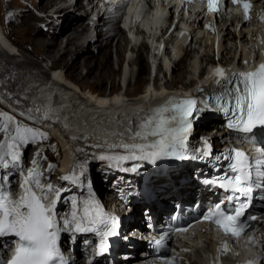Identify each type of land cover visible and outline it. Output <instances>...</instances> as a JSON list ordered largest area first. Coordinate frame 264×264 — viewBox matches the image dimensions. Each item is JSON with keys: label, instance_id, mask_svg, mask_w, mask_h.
I'll list each match as a JSON object with an SVG mask.
<instances>
[{"label": "bare ground", "instance_id": "obj_1", "mask_svg": "<svg viewBox=\"0 0 264 264\" xmlns=\"http://www.w3.org/2000/svg\"><path fill=\"white\" fill-rule=\"evenodd\" d=\"M24 1L26 3L27 1L31 3L35 9L37 8L43 10L46 16L44 18L43 17L41 18L35 15L33 8L31 10L29 5H26L24 3H19L16 0H0V25L2 26L3 34L14 46H18L24 52H28L35 57L37 56L38 58L25 56L26 60L24 62H11L1 51L0 76L5 71L3 68H1L2 64L3 66L8 65L14 68L22 67V65H26L25 72L23 73H20L18 71L15 72V74L18 75L16 78L11 76L12 74L10 73V70L7 67L8 71H5L3 73V77L5 78V80L8 81L9 86L5 88L6 90H4V94L8 98L10 97L13 98L12 100L14 103L13 105L22 108L21 110L24 113L25 117L19 116L18 123L23 127L32 128L36 132L44 133L45 137H48L49 133L41 128L42 118L40 117V115L35 114L34 113L35 111L33 112V110L31 111L30 107H27L28 105L21 106L24 104L17 97L20 95L21 91L25 90L26 88H27L26 93H32L30 94V96L35 98V100L41 102L42 101L45 102L48 98H50L49 95H52L55 90H59L61 92V95L66 96L67 100L64 105L65 106L67 105V110H69V113L73 117L63 118L61 116L59 117L56 115L55 117L60 118V121H63L68 127H70L72 135L74 136L80 135V138L78 139L80 142V141H84L89 136L88 133L91 132L92 129L95 131V129L99 130L100 128H103V130L105 129V131L109 134L117 133L123 128L126 129L127 126L125 127L124 125H122V123H120L122 119L121 121L117 122L114 120V118H111L112 117L111 115L110 116L108 115L112 111L117 112L119 109H121L122 107L121 105L124 103V101H126V99L128 100L130 97L134 98L135 96H139L133 100L134 101L133 103L136 102L139 104L150 102L151 100H156V99H159L164 102H168L171 98H180L179 92L189 90L194 80H196V83H198L197 78L192 77V79L188 81V84L186 85V83H183V85L186 86H183L181 88H175L173 90L174 88L173 86L176 85L178 81L186 80L187 76L191 73L192 70L190 69V66H192L193 68L191 62L194 61L195 58L194 53L199 52V50H201L202 45L205 46V50H206V54H205L206 56L204 58L202 57V61L206 60L207 66L211 64H216L218 62L222 63L223 65H228L231 60L227 57V54L231 53V49L227 47V44L225 45V42L227 41L229 42L231 40L234 41V45L236 47L235 49H237L238 40L240 42L249 40L246 33L248 31L250 32V29L246 27L244 29L242 27V30L240 32L236 30V27H233V29L232 28L227 29L226 34L222 36L224 37L223 38L224 40L222 39L219 40L216 45H215V39L210 36L204 37V40L200 41L201 42L200 47L193 46L192 43H187L186 39H183L180 43V47L178 48V55L181 54V57L179 59H175L174 61H169L167 63L168 66L167 68H164L162 65L159 66V71L157 76L158 78L157 81L154 82L155 90H152L151 88H148V83L150 81L149 76H151L152 74V66L149 61V47L146 41H143L140 45L137 44L130 45L131 40L127 36L126 31L120 29L118 35L114 38V40H112L109 43H104L100 45L101 43L100 37L102 36V28H101L102 19H99L96 24L97 40L94 41L91 38H88L87 35L88 26L87 24L85 25V23H83L86 20V17L84 16L81 17L79 14L77 15L75 14L77 9L79 10L83 9V6L81 4H76L75 6L72 3H67L68 0H24ZM15 9L20 11L18 14L19 16H25L23 18L21 17L22 23L17 25L16 23H14V21H16L17 19H15V17L11 14V10H15ZM24 9H28L27 12L28 16H26L25 13L23 14L22 11ZM137 10L136 13H139ZM243 26H246V24H244ZM0 37L2 41L7 43V45L11 47L10 49H14V47L11 46L5 38H3L1 33H0ZM112 43H114L113 48L120 64L117 70L115 69L113 65V61L111 59ZM93 44L94 46H96L95 44H97V48L92 50ZM129 51L132 52L137 51V55L127 57V53ZM235 52L232 55V59H234ZM220 54H221V58L218 60L217 57ZM39 59H41L42 61L50 60L52 64L48 69H45L42 66L43 65L42 61H40ZM125 61H127L128 66L131 67L136 63L137 67L133 76L131 73L132 70L131 68L129 78L127 79L126 82V86H124L123 89L119 90L118 87H116L117 82L115 81V77L118 74L121 80L123 74H126L128 76L127 72L129 67L127 68L126 72L124 71V67H123ZM28 66H32L34 68L39 69V73H34L33 71H30L31 69L28 70L27 69ZM205 69L206 67H202L201 71L204 72ZM162 72H164V76H167V74L169 73L170 77L167 78L165 82L164 88L166 89L161 90L160 88H162L163 84L159 83L158 81ZM52 73H55L56 77L59 78L61 81H65L67 82V84L74 86L76 89H78L83 95L81 98L84 99V101H80L79 103L76 97L70 98V96L74 94L71 93V91H66L65 89L63 90L58 85L47 84V82L46 83L41 82V80H44L46 78L50 79ZM147 75L148 77H146ZM133 77L136 81V86H134L135 87L134 89L133 88L131 89L128 88V81H131V78ZM30 78L31 79L34 78V80H31ZM23 79H28V80L30 79L29 81H37V82L39 81L41 83H39L38 85L34 83L33 86H29L25 83L27 80L23 81ZM200 81L205 83L209 82L208 78ZM2 84L3 82L0 81V88L2 87ZM107 85H111V90L108 92L107 89H105ZM143 86H144V91L143 93H140ZM156 88H158V90ZM32 89L33 90L37 89V90L33 91ZM84 91H86L85 94L83 93ZM89 94L91 100L92 101L94 100L98 104V107L96 106L92 107V104L89 101L90 100ZM98 96H101L103 98H100ZM8 101L9 100H7V102ZM26 102L28 104H31L33 103V100L29 99ZM0 104H3L1 100H0ZM64 105H58L55 107H51L50 105L49 106L47 105L45 111L49 113L52 111L53 112L59 111ZM203 109L204 110L201 112L200 116L204 115L207 112L208 105L204 104ZM51 114L54 115V113ZM96 114H99V116L95 117ZM79 115L80 117H77ZM43 125H45V123ZM206 125H211V124L208 121ZM195 126L196 124L193 125V129L191 131L190 137L187 140V143H191L192 145H197L200 143H204L205 140L206 142H208L210 137L209 135H207V133L211 132L213 130V127L204 128V130H202V135H201V133L197 134V131L195 132V130L198 129L197 127L195 129ZM53 132L57 133L54 130ZM58 135L57 137H59ZM47 140L48 143H46V145L48 144L50 149L55 150V147L58 144L57 139L54 136L52 137L50 136L48 137ZM6 141L7 140L4 138L2 131H0V143H6ZM61 141H62V146L64 148L63 149L64 157L61 162V169L65 170L69 166L70 163L69 153H70V149L73 148L74 145L70 147L69 145L71 143L70 140L64 141L61 139ZM220 150L221 149H217V151ZM21 152L25 153L26 151L25 149L21 148ZM28 157H29V161L36 162L38 158V151H34L31 154V156L29 155ZM78 157H81V155H78ZM140 162L141 164L150 163L148 161H140ZM89 163L91 164V162ZM130 165H131L130 159L127 160L126 162L117 161V160L109 161L108 159L106 160L104 159L103 162H99L94 166H92L93 168L92 172H94L95 177L99 179L101 185L108 184L107 186L119 190V188H125L126 186L128 185L130 186L132 184L131 182H129V179H134L132 175L133 171L131 170ZM147 169L151 170L152 172H155L150 167H148ZM184 169L183 171L186 172L192 171L188 166L184 167ZM15 173L16 172H14V174ZM72 174H73L72 171L69 170L67 173L64 174L61 172L59 176L56 177L55 187L62 189V193H64V191H67L71 187L76 186L73 180L65 181L61 179V177L63 176H72ZM46 177H47L46 174L42 176V180L44 182H47ZM78 178L79 177L75 175L74 177L75 182ZM103 192H105L106 195L104 198L106 204L112 205L114 202H116L117 199L114 198L116 197V195L113 192L110 194L106 191ZM195 192L198 193L197 190H195ZM190 194L191 193H189V195ZM110 196L112 197V199H110ZM214 196L215 194L213 192L205 196V199L209 201V205H212ZM116 205H120V204H116ZM165 206L167 207V203ZM132 208L134 211V215L137 216L140 215L142 213L141 210L144 209L143 206L134 207V205H132ZM72 211H73V207L71 205L70 207H67L65 209L64 213L66 215V214H70ZM122 212H124V209L120 211V213ZM79 233L70 232L68 236L71 239H75L76 243L78 244L80 242H84L85 240H87L88 243L85 244L86 248L89 249L90 251H93L92 256L94 259L96 257L95 255L96 250L93 249L91 243L93 242V239L95 242H97L96 237L94 235L86 234L85 232H79ZM78 236L83 237V239L80 242L78 240ZM200 237H202V239L203 238L205 239L206 247L201 248V246H197V245L195 247L194 244L186 245L187 248H192L189 256L186 258L190 261V264H202L204 254L208 252L212 253L213 247L215 246V242L212 236H210L209 234H203ZM200 237L196 238L197 240L196 239L194 240L195 244H197ZM120 258L122 259V257ZM113 260H114L113 254L110 255L108 253L107 255V251H106L102 254V256H99L96 259H94L92 264H94V262H96L97 264H106L107 262Z\"/></svg>", "mask_w": 264, "mask_h": 264}, {"label": "snow or ice", "instance_id": "obj_2", "mask_svg": "<svg viewBox=\"0 0 264 264\" xmlns=\"http://www.w3.org/2000/svg\"><path fill=\"white\" fill-rule=\"evenodd\" d=\"M238 2H243L244 19L247 21L250 0H231L233 4ZM219 4L220 0H208L209 11L219 12ZM243 63L249 62L245 60ZM213 74L217 77L215 83L219 91L211 94V99L218 110L228 117L226 126L233 131L246 134L254 133L257 128H264V62L253 71L233 72L229 75L225 69L217 68ZM196 105L195 99L171 98L166 105L155 109L153 115L139 125L141 131L134 134V138L148 140L149 137H157L156 140L145 144L119 145L130 155L101 159L146 160L154 164L158 160L170 158L179 160L199 158L187 154V140L194 121L204 110ZM208 110H211V106H208ZM0 117L5 121L0 123V131L6 133L8 141H11L0 143V169L4 170L0 174V250L5 251V256L0 259L4 260V264H69L59 246L61 232H94L101 237L98 254L106 252L107 246L103 238L109 233H116V218H103L99 206L91 200L83 201L84 214L78 216L76 211L78 201L75 199L70 201L73 211L58 218L55 205L62 189L56 188L50 181L44 182L43 173L35 162L31 168L22 167L21 148L29 143L41 142L46 138L45 134L21 126L7 113L0 112ZM12 123H16L14 134L9 131V125ZM206 154L210 155V152ZM224 159L233 160L229 169L235 175L230 176L226 172L215 181L207 183H215L228 192L227 205L230 207H222L223 202L218 203L203 219L220 226L226 235L236 240L253 227L252 221L257 220L254 214L246 215L254 192L252 161L245 152L236 149L231 150ZM255 163L259 168L264 165V159H257ZM54 167L49 166V170H53ZM17 170L23 177L20 185L23 195L13 198L10 177ZM257 175L264 178V171H259ZM74 177L75 174L63 176L61 179L75 182ZM261 186L264 187V179ZM53 196L56 199L49 204V198ZM261 200H264V196H261ZM90 205L96 208L94 215L90 214ZM98 221L103 225L102 228L96 226ZM175 230L186 231V228ZM163 239L164 237H161L154 243L163 246ZM228 249L229 245L225 243L221 252H227ZM8 251L13 252L10 258L7 256ZM249 264L257 262L249 261Z\"/></svg>", "mask_w": 264, "mask_h": 264}, {"label": "rangeland", "instance_id": "obj_3", "mask_svg": "<svg viewBox=\"0 0 264 264\" xmlns=\"http://www.w3.org/2000/svg\"><path fill=\"white\" fill-rule=\"evenodd\" d=\"M16 1L19 2V3H24L26 5H29L31 10L33 8V11L35 12L34 6L31 3H29L28 1H27V3L24 0H16ZM78 11H79V13H78ZM19 12L20 11L17 10V9L11 10V14L15 17V19H17L16 21H14V23H16V25L22 23V18L25 17V16H19L18 15ZM22 12H23V14L25 13L26 16H28V13H27L28 9H24ZM75 14L76 15L79 14L80 16L84 15V13L81 12V10H79V9H77ZM35 15H37V14H35ZM45 16H39V17H41V18L43 17L44 18ZM11 22H13V21H11ZM0 28H1L0 32H3V29H2L1 25H0ZM131 44H134V43L131 42L130 45ZM226 44H227V47L231 49V53L227 54V57L229 59H232V55H233V53L236 50L235 49L236 47L234 45V41H232V40L229 41V42L227 41V42H225V45ZM240 44L241 43L239 42V45ZM95 45L96 46H94V44L92 45L93 46L92 50L97 48V44H95ZM113 45H114V43H112V48H111V50H112L111 51V59L113 61V65H114L115 69L117 70V68H119L120 64H119V61L117 59L116 53L114 51ZM196 46L200 47V45H197V44H196ZM15 47H14V49H10L11 51L8 52V51H6V49H4V48H2V46H0V52L2 51V53L11 62H24L26 60L27 56L32 57V58H38L37 56L35 57V56H33L32 54H30L28 52H24L18 46H15ZM205 54H206L205 46L202 45L201 50H199V52L194 53L195 58H194V61L191 62V65H193V68H192V66H190V69L192 70L191 73L187 76L186 80L178 81L177 84L173 86L174 87L173 90L175 88H181L183 86H186L188 84V81H190V79H192V77L193 78L194 77L197 78L198 76L201 77L204 74L205 71L202 72L201 70H202V67L206 66V64H207L206 60L202 61V57L204 58L206 56ZM136 55H137V51H134V52L129 51L127 53V57L136 56ZM39 60L42 61L41 59H39ZM42 64H43L42 65L43 68L48 69L51 66L52 62H50V60L49 61L45 60V61H42ZM4 66L2 64L1 68H3L5 71H8V68H9L10 73L12 74L11 76L14 77V78H16L18 76L17 74H15L16 71H18L20 73H23L26 70V65H22V67H16V68H14L12 66H8V65H4ZM123 67L127 70L128 67L126 65V61L124 62ZM136 67H137L136 63L133 66H131V67L129 66L128 72H127L128 78H129V74H130L131 68H132L131 73H132V76H133V74L136 71ZM27 69L28 70L31 69L30 71H33L34 73H39V69L34 68L32 66H28ZM59 72H60V70H59ZM3 73L0 76V81L3 82L2 87L0 88V98H1L0 100L3 102V104H0V110H5V111L11 112V113H16V110H18L20 113L17 114V117L18 118H19V116L20 117H25V115H23L24 113L21 110L22 108H20L19 106H18L19 107L18 108L15 105H13L14 104L13 101H12L13 98L12 97L8 98L4 94V90H6L5 88H7L9 86L8 85L9 83L3 77ZM146 77H148V75ZM149 77H151V76H149ZM169 77H170L169 73L167 74V76H164V72H162L160 77H159V81L158 82L162 83L163 86H165V82H166L167 78H169ZM24 80L25 81L27 80L25 83L27 85H29V86H33L34 83L35 84H39L40 83L39 81L37 82V81H29L28 79H23V81ZM31 80H34V78H32ZM150 80H151V78H150ZM115 81L117 82L116 87H118L119 90L124 88L125 84L122 83V81L120 80L118 74L115 77ZM29 82H31V83H29ZM183 83H186V85H183ZM195 84H196V80L193 81V83L191 84L190 87L194 86ZM34 86H36V85H34ZM134 86H136V81H135V79L133 77V78H131V81H128V88H131V89L133 88L134 89L135 88ZM105 89H107V92L110 91L111 90V85H107L105 87ZM26 90H27V88L25 90L21 91L20 95L17 96L18 99H20V101L24 104V105H21V106H27L28 105L27 107H30L31 111L33 110V112L35 111L34 112L35 114H39L38 110H37L36 103L28 104L26 102L27 100L30 99V93H26ZM16 91H17V88H16ZM143 91H144V86L141 89L140 93H143ZM136 97H139V96H135L134 98L130 97L128 100L126 99V101H124V103L121 105L122 106L121 109H119L117 112L116 111H112L108 115V116L111 115L112 116L111 118H114V120L117 121V122L121 121V119H122L123 122L121 121L120 123H122V125H124L125 127L127 126L126 129L123 128L122 130L118 131L117 133H110V134L107 133L105 131V129L103 130V128H100L99 130L95 129V131L92 129V131L88 133L89 136L84 141H80V142L76 141V143L74 144L73 148L70 149V153H69L70 161H71V157H72V152H76L77 153V150H80L81 159L83 160L81 162L89 161V162H91V165L94 166L95 164L104 161V159H101V157L120 156V155L128 156V155H130V153L125 151V149H123L122 147H119V145H122V144H145V143H151L154 140H156L157 137H149L148 140L134 138V134H135V132L141 131V128L139 127V125L143 121H145L147 118L151 117L153 115L155 109L166 105L167 102H164V101H161L159 99H156V100H151L150 102H146V103H143V104H139V103H136V102L133 103L134 102L133 100L136 99ZM7 100H9V101L7 102ZM0 122L4 123L5 122L4 118L0 117ZM44 123H45V125H43ZM50 124L51 123L49 122V120H45L41 124L42 125L41 128L46 130L49 133L48 137H50V136L52 137L53 136L50 133V130L48 129V126H50ZM12 127H13V123L9 125V131L14 134V129H12ZM202 128H210V127H199L197 130H195V132L197 131V134L201 133V135H202V130H204ZM2 134H3L4 138L7 140L6 142L10 143L11 141H8L7 134L4 133V132H2ZM48 137L44 138L42 140V142L29 143L26 146L22 147V149H25V151H26L25 153L24 152L22 153V164L26 165V164H29V162L31 163V161H29V157L28 156L29 155L31 156V154L34 151H38L39 155H38V158H37L35 163L39 165V168L41 167L40 169H41L43 175L46 174L47 181H50L55 186V184H56L55 179H56V177L59 176V174H60L59 171L61 170V162H62V158L64 157V152H63L64 148L61 149V146H60L61 144H60V142L57 141L58 144L55 147V150L50 149L48 144L46 145V143H48V140H47ZM43 141H45V142H43ZM39 144H41V145H39ZM114 145L116 147H114ZM44 146H47L46 147V151H45V147ZM73 149H74V151H73ZM137 154H139V153H137ZM108 160L111 161L112 159H108ZM126 161L127 160H124L122 162H126ZM49 166H55V167H54L53 170L50 171L49 170ZM18 174H19V171H16V173L13 175V178H18V176H17ZM73 174L77 175V173H74V172H73ZM74 188H75L74 186L71 187L70 188V192H69V189L67 191H64V193L61 192L59 198L62 201L64 200V203H63V205L61 207V212L65 211V209L67 207L71 206L70 201L73 200L74 197L73 198H68V199H64V198L66 196H69L71 194V189H74ZM186 194H188V193H186ZM126 205H129V204H124L123 205L124 208H125L124 212L120 213V211H119L120 214L118 216L117 215H113V218H115L117 216L116 220L117 219L123 220L124 216L127 217V216L133 215L134 214L133 208L130 207L129 209H126V207H125ZM123 206L121 208H123ZM79 207H80V205L77 208H79ZM79 234H82V233H79ZM82 239H83L82 236H78L79 242ZM95 243L96 242L93 239V242L91 243V245L93 246L94 250H97V246L95 245ZM123 253H126V252L123 251Z\"/></svg>", "mask_w": 264, "mask_h": 264}]
</instances>
